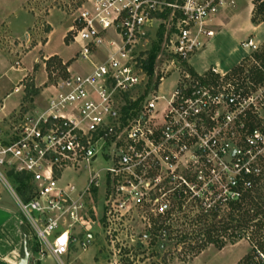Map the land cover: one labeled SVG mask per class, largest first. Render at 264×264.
Here are the masks:
<instances>
[{
    "label": "built area",
    "instance_id": "obj_1",
    "mask_svg": "<svg viewBox=\"0 0 264 264\" xmlns=\"http://www.w3.org/2000/svg\"><path fill=\"white\" fill-rule=\"evenodd\" d=\"M238 1L81 2L69 30L81 71L64 63L67 77L43 109L0 140V183L40 256L68 264L74 248L87 251L99 234L115 255L157 245L167 231L156 235V222L179 204L205 208L213 193L237 199L264 176V49L249 36L235 66L201 73L192 64L217 35L214 19ZM153 40L160 53L152 78L160 84L143 101L135 95L151 79L146 42ZM173 75L175 86L163 92ZM84 170L83 188L64 182L67 171ZM8 174L23 178L24 194ZM94 191L100 216L90 202Z\"/></svg>",
    "mask_w": 264,
    "mask_h": 264
},
{
    "label": "rangeland",
    "instance_id": "obj_2",
    "mask_svg": "<svg viewBox=\"0 0 264 264\" xmlns=\"http://www.w3.org/2000/svg\"><path fill=\"white\" fill-rule=\"evenodd\" d=\"M84 0H0V140H11L14 130L29 113L43 109L46 98L61 80L67 77V67L74 72L81 71L75 66L77 47L71 41L70 27L74 26L76 10ZM264 0H239L236 6L226 14L214 19L217 35L211 39L207 48L199 52L194 61L199 72L212 65L230 68L240 62L245 52L240 43L253 36L264 49V22L252 23L258 7ZM261 15H256L261 20ZM151 51L159 46L158 40L146 42ZM204 52V53H202ZM177 76L165 79L163 92L168 93L175 86ZM152 78L145 88L135 96L150 97L155 84ZM106 163L99 160L95 169L101 170ZM264 169V167H263ZM90 175L89 170L80 173L67 171L64 182H72L79 189L83 188ZM10 183L18 189L20 184L15 176L8 174ZM0 189H7L0 183ZM1 194V193H0ZM1 196V195H0ZM4 197V196H2ZM94 202L97 214L100 216V193L94 191L90 196ZM6 197L2 204L14 210L13 224L5 229L8 250L20 249L17 258L25 256V244L33 237L28 224L21 218L19 206L13 197ZM185 203L181 212L176 213L172 223L174 239L165 242V248L158 245L135 246L130 254L115 255L102 234L97 236L90 249L83 252L74 248L66 258L68 264H237L250 251L247 241L237 243L227 242L222 250L210 246L204 257H195L197 244L195 231L204 224L192 225L202 214L195 202ZM178 219V221H176ZM176 236H186L189 240H176ZM34 238V237H33ZM7 250V251H8ZM13 258V255H11ZM41 260L32 257L30 264H51L46 258ZM39 258V259H40ZM200 258V259H199ZM53 263V262H52ZM55 264V263H54Z\"/></svg>",
    "mask_w": 264,
    "mask_h": 264
},
{
    "label": "trees",
    "instance_id": "obj_3",
    "mask_svg": "<svg viewBox=\"0 0 264 264\" xmlns=\"http://www.w3.org/2000/svg\"><path fill=\"white\" fill-rule=\"evenodd\" d=\"M256 15H261V20L256 19ZM264 22V2L258 7L257 12L252 19V23L260 24ZM159 44V43H158ZM159 46L150 52L147 71L152 79L153 69ZM150 79V80H151ZM160 81L157 80L153 90L157 89ZM13 177V174H10ZM15 180L21 186H18L22 194L26 191L22 177L15 176ZM219 193L208 195L205 200V208H201L202 214L192 225L204 224L203 228L195 231L193 237H196L195 257L204 252L208 247L213 246L222 250L227 242L237 243L247 241L250 245V251L237 264H264V176L255 179L254 187L249 190H242L241 197L237 199L223 200L218 198ZM183 204H179L177 209L169 213L166 217L160 218L156 222V235L161 231H167V237L161 236L157 239L158 249L165 248V242L173 240L174 231L172 223L176 213L181 212ZM178 221V219H176ZM176 236L180 242L189 240L186 236ZM155 243V242H154ZM156 245V244H155ZM0 264H7L0 258Z\"/></svg>",
    "mask_w": 264,
    "mask_h": 264
},
{
    "label": "crops",
    "instance_id": "obj_4",
    "mask_svg": "<svg viewBox=\"0 0 264 264\" xmlns=\"http://www.w3.org/2000/svg\"><path fill=\"white\" fill-rule=\"evenodd\" d=\"M202 53H204V52H202ZM199 55L200 54L196 55V57L192 61V64L194 67H195L194 61L199 57ZM164 83H165V81H164ZM164 83L162 85V88L164 86ZM7 192H8V190H7ZM0 193H1L0 194L1 195L0 196V258L2 259V261H4L7 264H15V263L19 264L21 261V258L18 259L17 255L20 253V249L17 248L16 250H12V249L8 250V248L6 246L7 239H6V236H4L5 229L9 225L13 224V222H14L13 220L15 219V215H14V210H12L11 208H9L6 205L4 206L2 204V202L6 197H8L11 200L12 195L9 192H8L9 194L4 193L1 189H0ZM2 196H4V197H2ZM31 239L32 240L29 244H27V243L25 244L26 245L25 247H27V250L30 253L29 258L31 259L32 257H35L36 259L41 260L40 255L38 254V246H37L36 240L33 237H31ZM11 255H13V258H11ZM204 256H205V254H203V253L200 255L201 258ZM30 259L28 261V264L31 263ZM46 260L50 261L51 264H54V262L52 263L53 260H51V259H46Z\"/></svg>",
    "mask_w": 264,
    "mask_h": 264
},
{
    "label": "water",
    "instance_id": "obj_5",
    "mask_svg": "<svg viewBox=\"0 0 264 264\" xmlns=\"http://www.w3.org/2000/svg\"><path fill=\"white\" fill-rule=\"evenodd\" d=\"M29 257H30V253L28 252L27 247H25V256H24V258L20 261L19 264H28Z\"/></svg>",
    "mask_w": 264,
    "mask_h": 264
}]
</instances>
